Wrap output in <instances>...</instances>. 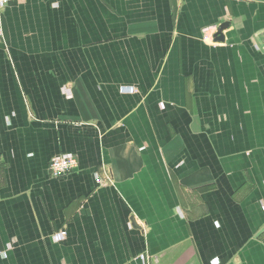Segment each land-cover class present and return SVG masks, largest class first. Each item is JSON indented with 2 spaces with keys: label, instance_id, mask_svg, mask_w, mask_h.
Masks as SVG:
<instances>
[{
  "label": "crops",
  "instance_id": "1",
  "mask_svg": "<svg viewBox=\"0 0 264 264\" xmlns=\"http://www.w3.org/2000/svg\"><path fill=\"white\" fill-rule=\"evenodd\" d=\"M3 30L0 264H264V0H15Z\"/></svg>",
  "mask_w": 264,
  "mask_h": 264
},
{
  "label": "built area",
  "instance_id": "2",
  "mask_svg": "<svg viewBox=\"0 0 264 264\" xmlns=\"http://www.w3.org/2000/svg\"><path fill=\"white\" fill-rule=\"evenodd\" d=\"M15 0H0V43H4V30H3V11L4 9L14 2ZM77 166V157L70 152L59 153L51 157L48 165L50 174L53 177H63L72 171ZM95 183L101 185L104 183L103 178L95 175ZM66 235V229L61 228L54 233V240H61Z\"/></svg>",
  "mask_w": 264,
  "mask_h": 264
},
{
  "label": "water",
  "instance_id": "3",
  "mask_svg": "<svg viewBox=\"0 0 264 264\" xmlns=\"http://www.w3.org/2000/svg\"><path fill=\"white\" fill-rule=\"evenodd\" d=\"M229 22H222L219 27L216 29V33L213 35L214 39L217 41H223L224 40V36L222 34V30L226 27H228Z\"/></svg>",
  "mask_w": 264,
  "mask_h": 264
}]
</instances>
